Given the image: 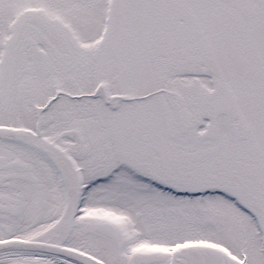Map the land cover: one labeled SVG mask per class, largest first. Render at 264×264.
I'll list each match as a JSON object with an SVG mask.
<instances>
[{"label":"snow or ice","instance_id":"1","mask_svg":"<svg viewBox=\"0 0 264 264\" xmlns=\"http://www.w3.org/2000/svg\"><path fill=\"white\" fill-rule=\"evenodd\" d=\"M0 264H264V0H0Z\"/></svg>","mask_w":264,"mask_h":264}]
</instances>
